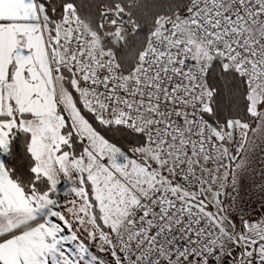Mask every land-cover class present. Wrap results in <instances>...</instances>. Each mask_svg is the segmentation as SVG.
Here are the masks:
<instances>
[{
  "label": "snow or ice",
  "instance_id": "6c2138e0",
  "mask_svg": "<svg viewBox=\"0 0 264 264\" xmlns=\"http://www.w3.org/2000/svg\"><path fill=\"white\" fill-rule=\"evenodd\" d=\"M0 264H264V0H0Z\"/></svg>",
  "mask_w": 264,
  "mask_h": 264
},
{
  "label": "rangeland",
  "instance_id": "374dc122",
  "mask_svg": "<svg viewBox=\"0 0 264 264\" xmlns=\"http://www.w3.org/2000/svg\"><path fill=\"white\" fill-rule=\"evenodd\" d=\"M253 207H255V205H253ZM257 214H259V213H257Z\"/></svg>",
  "mask_w": 264,
  "mask_h": 264
}]
</instances>
